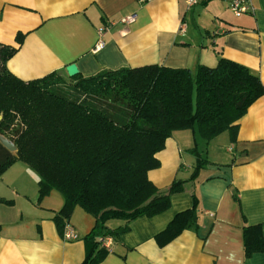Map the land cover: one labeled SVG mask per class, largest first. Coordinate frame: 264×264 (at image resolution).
Masks as SVG:
<instances>
[{"label": "crops", "instance_id": "obj_1", "mask_svg": "<svg viewBox=\"0 0 264 264\" xmlns=\"http://www.w3.org/2000/svg\"><path fill=\"white\" fill-rule=\"evenodd\" d=\"M251 1L252 12L231 17L226 0H202L190 8L185 0H0V43L17 46L16 34L23 35L6 62L23 80L57 71L68 81L70 63L88 77L146 64L194 71L224 57L264 85V0ZM130 13L136 14L133 23L119 22ZM105 25L104 47L94 52L97 31ZM237 125L235 139L225 131L207 144L190 129L172 131L156 154L159 166L147 176L161 190L177 180L181 189L170 193L169 207L159 214L128 223L107 220L110 229H127L107 237L108 251L96 264H264V253L245 258L242 244L243 219L261 224L264 233V96ZM195 149L209 162L191 178ZM38 180L22 161L0 175V264H82L83 237L95 219L75 206L67 223L78 238L63 240L53 222L63 196L51 189L38 199ZM193 196L196 223L158 246L155 235L192 207Z\"/></svg>", "mask_w": 264, "mask_h": 264}, {"label": "trees", "instance_id": "obj_2", "mask_svg": "<svg viewBox=\"0 0 264 264\" xmlns=\"http://www.w3.org/2000/svg\"><path fill=\"white\" fill-rule=\"evenodd\" d=\"M17 46L0 43V134L16 146L0 143V175L15 161L39 175L38 199L51 189L64 199L53 222L62 234L75 206L93 216L95 224L83 239L82 264H96L107 253L100 239L116 237L127 226L110 229L109 219L126 223L151 217L169 207L170 193L181 189L173 181L161 190L147 172L159 166L157 152L174 130L190 129L204 144L229 131L236 137L237 121L264 96V85L247 67L219 57L214 66L172 68L158 64L104 69L68 81L57 71L23 80L6 68ZM191 178L209 161L194 150ZM193 205L179 211L154 239L164 246L196 223ZM245 258L264 253L261 224L242 220Z\"/></svg>", "mask_w": 264, "mask_h": 264}, {"label": "built area", "instance_id": "obj_3", "mask_svg": "<svg viewBox=\"0 0 264 264\" xmlns=\"http://www.w3.org/2000/svg\"><path fill=\"white\" fill-rule=\"evenodd\" d=\"M144 1V0H140ZM202 0H185V4L187 8H190L191 6L199 3ZM227 1V7L230 10V12L235 17H240L241 15H244L246 13H250L253 11L252 1L251 0H226ZM136 19V14L130 13L127 15H124L119 19V22L128 25L130 23H133ZM115 22H111L110 24H114ZM108 26L105 25L98 29L97 31V41L93 47V51L96 52L104 47V41L103 36L105 32L107 31ZM184 30L183 28L181 29ZM61 237L63 240H74L78 238V234L69 226L68 223L64 225ZM109 238L104 237L100 239V242L102 246L105 248H108L107 240Z\"/></svg>", "mask_w": 264, "mask_h": 264}, {"label": "water", "instance_id": "obj_4", "mask_svg": "<svg viewBox=\"0 0 264 264\" xmlns=\"http://www.w3.org/2000/svg\"><path fill=\"white\" fill-rule=\"evenodd\" d=\"M65 71L69 77H72L78 73V69L75 63H70L66 65ZM0 143L4 148H6L10 152H15L16 151V146L15 144L6 136L0 134Z\"/></svg>", "mask_w": 264, "mask_h": 264}, {"label": "rangeland", "instance_id": "obj_5", "mask_svg": "<svg viewBox=\"0 0 264 264\" xmlns=\"http://www.w3.org/2000/svg\"><path fill=\"white\" fill-rule=\"evenodd\" d=\"M229 15L231 16V17H233L234 15L229 11Z\"/></svg>", "mask_w": 264, "mask_h": 264}]
</instances>
